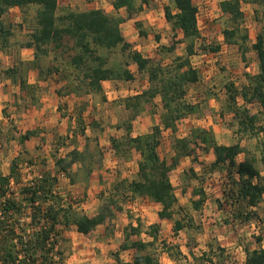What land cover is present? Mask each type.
I'll return each mask as SVG.
<instances>
[{
  "label": "rangeland",
  "instance_id": "rangeland-1",
  "mask_svg": "<svg viewBox=\"0 0 264 264\" xmlns=\"http://www.w3.org/2000/svg\"><path fill=\"white\" fill-rule=\"evenodd\" d=\"M220 1L225 0H193L202 17L200 39L196 41V53L190 58L191 66L198 72L199 81L186 86L185 100L188 103L201 104V110L178 123L175 137L184 138L189 136L192 129L202 128L212 131L218 144L232 145L240 142L241 146L254 152L256 151L255 141L249 139L246 134L237 132L232 114L226 107L225 89L228 84H234V87L240 90L246 82L245 74L257 72V57L251 46L264 26V3L242 4L241 10L244 15L242 30H245L249 36V51L246 54L247 61L244 63L238 48L228 46L224 42L223 30L231 25L227 18L219 17L217 4ZM168 5L167 0L166 2H160V0L158 3L151 2L153 25L136 28L134 23H129L121 27L126 42L131 45L132 52H139L145 58L161 61L165 66L170 65L173 58L186 57V43L181 34L176 35V41L180 43L176 46L174 53L160 54L158 51L160 46H168L175 34L172 25L159 15L160 9L163 8L164 11V7ZM77 9L78 7L73 8L74 11ZM147 9V11L150 10L149 7ZM15 11L12 15L13 23L7 17H3L4 24L11 27L13 35L10 38L9 47L0 49V58L3 60L1 62L0 59V84L3 85L0 86V95H8L6 101L0 102V174L8 176L11 162L17 160L16 176L10 186L16 199L21 198L19 191L22 187L30 185L40 176L44 174L57 176L59 180L56 192L62 198V205L71 206L77 212L91 217L97 213L102 204L101 196L107 199L116 182L131 181L136 178L137 158L140 156L135 152L129 160L118 159L117 179L113 177L112 171H106L104 180L99 177L100 169L108 168L112 163L108 155L110 139L113 138L112 136L119 140L124 139L130 123L134 121L132 136L150 133L158 124L161 130L158 154L161 159L171 163L176 152L174 136L172 137L169 131L163 130L160 125V116L163 113L160 98H155L149 104H143V111L138 118H135L136 120H132V112L124 108L123 100L146 90L148 78L145 73L138 72L136 65L127 58L128 53H123L120 48L111 51L97 49V55L106 59L108 67H117L127 62L134 77L133 81L107 83L103 86L101 94L83 93L84 89H80L75 80L79 72L73 71L69 65L72 56L78 53L74 47V41L65 39L63 51H50L48 56H41L38 60L34 59L33 50L27 51L22 46L30 41V34L37 28V7L30 6ZM64 13V11H59L58 15ZM139 31H144L146 35L140 36ZM156 35L160 36V43L155 41ZM66 47H68L67 50ZM215 47H219V51L213 53L211 49ZM59 53L63 54V57H58L56 61L54 58ZM6 57L12 65L14 64L13 69L16 70V75L13 78L15 80L11 77L12 73H7L11 64H6ZM30 57L33 58L31 62L28 60ZM21 58L25 61L22 62ZM55 68H58L59 73L55 70L51 74L48 73V69ZM29 70L31 72H28ZM33 70L35 71L32 72ZM21 75L25 77L30 88L25 90L20 88L18 82ZM8 86L9 88L6 89ZM66 96L69 97L65 99ZM237 100L241 106L243 102L239 98ZM68 104H71L70 107ZM73 106L77 107L74 111ZM30 109H34L39 114H34V119H31V124L29 123L31 129L22 131L23 133L20 134L17 129L20 126L19 122L30 119L27 117ZM250 109L253 113L260 111L258 106L250 107ZM221 112L223 116L220 115ZM27 132H34L32 137H37L38 140L31 139L26 145H20L18 138ZM85 148L88 150L86 157L90 160L86 163H93L90 175L94 173L96 185L102 182L99 183L101 188L99 186L95 191L100 190V192L94 195L90 192L86 193L89 188L87 181L84 180L87 174L84 169H79V165L72 171V175L75 176L76 172L78 174L75 177L78 188L74 190L70 187L71 183L66 175L64 176L63 173L57 175L58 170L54 165L55 157H63L73 149L83 152ZM114 157H116L115 154ZM195 159L181 158L170 177L179 199L177 206H180L179 208L183 206L185 210L181 216H177L187 226L181 231L180 237L175 238L173 225L170 222L158 218L160 205L138 201V206L133 204V200L128 197H119L118 202L123 208L122 213L130 214L131 211L133 221L138 217L142 221L143 231L152 225H158L160 228L158 242L155 246L139 255L151 254L158 260V264H188L193 262V257L187 255L189 248L193 250L194 258H199L201 252L206 250L208 242L214 248H224V255L227 258L225 264H244V247L250 250L264 248V195L258 207L254 209L258 213L259 220L252 221L248 225H241L234 219V213L240 207L235 204L231 205L226 198L229 190L233 188L230 187L227 167L221 165L213 169L211 165L214 162V155L211 152L206 154L197 150ZM243 159L244 155H241L237 161ZM190 168H193L197 174V178L192 179L191 185L201 186L206 195V203L200 213L193 212L191 208L193 197L190 190L187 194H182L180 191L182 172ZM259 168L262 171L261 183L264 186L263 168L261 165ZM234 177L237 178V175L234 174ZM78 190L80 193L76 194ZM86 194H89V197ZM115 212L119 213V217L120 212L114 210ZM114 220L115 218L111 219L106 225L98 227L87 236L79 234L73 226L59 227L56 250L62 254L60 259H57L58 264H113L110 263L108 257H105L108 250L112 252L107 246L111 243L114 245L117 240L116 243L122 241L126 233L125 231L119 232L120 236L116 234L115 226H120L123 222L121 223L119 218L115 220L116 222ZM141 238L145 241L151 240L145 235ZM255 238H260L261 242H257ZM137 239L131 236L128 243L131 244ZM162 241L171 247H180L181 244V249L186 254L185 257L188 256L190 259L185 260L179 248L183 256L177 257L176 263L172 262L170 257L164 256L162 252ZM186 242L189 248L185 247ZM102 248L107 251L102 253ZM133 254L132 251L127 253L125 259L131 261ZM211 256L206 260H210ZM205 264L210 263L206 261Z\"/></svg>",
  "mask_w": 264,
  "mask_h": 264
},
{
  "label": "trees",
  "instance_id": "trees-1",
  "mask_svg": "<svg viewBox=\"0 0 264 264\" xmlns=\"http://www.w3.org/2000/svg\"><path fill=\"white\" fill-rule=\"evenodd\" d=\"M169 5L164 7V17L172 25L175 32L168 46H160V54L175 52L176 35L181 34L186 43V57H176L170 65H163L161 61L143 57L139 52H132L131 45L126 42L121 31L124 19L120 16H109L104 10H90L86 12H73L67 8H59L58 0H0V48L9 47L13 33L10 26L3 22L4 15L11 8L23 10L30 6L37 7V28L30 34V41L22 47L34 50V59L48 56L50 51H63L64 40L74 41V47L78 53L72 56L69 65L73 71H78L76 82L85 94H101L102 83L107 81L130 82L134 77L128 68V63L117 67H108L106 59L97 55V49L108 51L120 48L123 53H128L127 58L136 65L139 73H145L148 78V88L135 96L123 100L124 108L132 112V120L143 111V104H149L159 97L163 113L160 116V125L163 130L169 131L174 136V149L176 150L171 163L160 158L161 130L155 126L150 133L132 137L131 123L127 126L124 139H110L109 148L117 159L131 158L132 153H138L136 178L128 181L116 182L107 199L100 198L101 206L95 215L89 217L81 214L71 206L62 205V198L56 192L58 177L44 174L34 180L30 185L20 189V199H16L10 186L16 176L17 160L10 164L8 176L0 174V264H58L60 255L56 250L58 244L59 227H75L76 231L84 236L89 235L98 226L104 225L114 218V210L122 211L119 205V197H128L130 200L142 199L159 204L158 212L160 220L173 221V232L187 226L182 219L174 220V215H179L181 210L176 209L177 199L171 184V173L176 170L183 157L195 159L197 150L203 153H212L214 162L211 167L226 166L229 171L230 187H233L226 198L231 205L240 208L234 213V219L244 224L259 220L256 209L264 195L263 179L259 168L264 172V26L256 36V41L251 49L256 53L258 67L255 74H245L246 82L237 90L234 84H228L226 93V107L232 114L233 123L237 132L246 134L249 139L255 141L256 151L241 146L240 142L232 145L218 144L214 134L210 130L194 128L189 136L176 138L178 123L188 117L197 114L201 110V104L186 102L187 85L196 84L199 81L198 72L191 66L190 58L196 53V41L200 39V28L197 24L196 14L198 8L193 0H167ZM149 0H114L115 11L125 9L128 19H134L135 13L142 9V5H148ZM241 3L260 4L264 0H225L217 4L219 17L227 18L230 27L223 30L224 42L228 46H236L241 54V59L246 63V54L249 51V36L242 30L244 15ZM59 11L64 14L58 15ZM136 28H141L140 23H135ZM140 36H145L144 31H139ZM160 41L158 35L155 36ZM68 47H66V50ZM216 53L219 47L212 48ZM60 54V53H59ZM55 56L63 57L61 54ZM59 73L58 68L48 69V73ZM7 73L16 70L10 68ZM14 79V78H13ZM15 80V79H14ZM19 86L25 90L30 88L25 77L21 75ZM243 102L240 106L237 99ZM258 106L260 111L253 113L250 107ZM223 116V113H220ZM85 133V131H83ZM34 132H27L18 138L20 145L33 136ZM88 150L83 152L73 149L64 157L56 158L54 165L59 173H63L71 184L77 183L73 169L79 165V169L86 172L85 181H88L93 163L87 159ZM240 155H244L241 162L237 161ZM101 157V156H100ZM237 178L234 177V174ZM197 178L193 168L183 172L180 177L181 192L186 194L190 190L193 197L191 206L194 211H200L206 203V195L201 186H192V179ZM127 199V198H126ZM28 209V211L26 210ZM114 209V210H113ZM129 218L132 216L128 215ZM183 218V217H182ZM188 219V216H187ZM136 226H131L124 235L125 243L121 245V251L133 249L135 257L132 264H158V260L151 254L139 255L148 248L154 247L158 242L159 226L152 225L145 232L152 238L151 242L127 241L131 236H139L143 230L140 219H135ZM193 222L191 221V225ZM190 226V225H189ZM128 232V233H127ZM261 242L260 238H255ZM19 246V248H18ZM162 252L170 259L176 261L182 253L179 247L168 246L161 242ZM246 254L244 264H264V248L250 250L244 248ZM224 248L210 245L207 252H203L199 258H194L192 264H225L227 261ZM210 257V260L208 257ZM183 256V255H182ZM116 264H125L114 255ZM206 260V261H205Z\"/></svg>",
  "mask_w": 264,
  "mask_h": 264
},
{
  "label": "crops",
  "instance_id": "crops-1",
  "mask_svg": "<svg viewBox=\"0 0 264 264\" xmlns=\"http://www.w3.org/2000/svg\"><path fill=\"white\" fill-rule=\"evenodd\" d=\"M113 2H114V0H89V1H86V0H58V5H59V8H61V7H65V8H67L68 10H70V11H73V12H86V11H90V10H99V9H101V10H104L105 11V13L106 14H108L109 16H117V15H119L121 18H123L124 19V23L123 24H121V27L123 26V27H125V26H127L129 23H134V25H135V23L136 22H138V23H140V25L141 26H147V25H153L154 23H152V12L153 11H151L152 9H151V2H153V3H158V0H151L150 2H148V5H142V9H141V11L140 12H138V13H135V16H134V19H128V12L125 10V9H120V10H118V11H115L114 10V8H113ZM160 2H166V0H160ZM221 2V1H220ZM242 4H244V3H241V8H242ZM75 5H77V6H75ZM149 7V11H147L148 9V7ZM74 7H78V9L76 10V11H74L73 10V8ZM18 8H11V9H9V11L4 15L5 17H7L8 19H10V22L11 23H13V14L16 12L15 10H17ZM159 15L161 16V17H164V11H163V8L162 9H160V11H159ZM165 18V17H164ZM202 19V18H201ZM200 19V20H201ZM15 21H16V19H15ZM122 29V28H121ZM130 33V32H129ZM148 36V35H147ZM160 37V36H159ZM156 41V40H155ZM157 42V41H156ZM161 42V38H160V41L159 42H157V43H160ZM1 49V48H0ZM31 50H33V49H27V51H31ZM1 51V50H0ZM34 51V50H33ZM32 51V53H33V55H34V52ZM34 57V56H33ZM1 59V58H0ZM7 60V61H6ZM29 60V62H31L32 60H33V58H29L28 59ZM5 61H6V64L7 65H10L11 63L8 61V57H6V59H5ZM21 61L22 62H24L25 60H23L22 58H21ZM1 62H3V60L1 59ZM13 66H14V64L12 65L11 64V66H10V68H13ZM9 69V68H8ZM35 70H33L32 72H34ZM28 72H31L30 70L28 71ZM36 76V75H35ZM111 81H107V82H103L102 83V89H103V86L105 85V84H107V83H110ZM0 86L2 87L3 85L2 84H0ZM9 88V86L6 88V89H8ZM2 90H3V88H2ZM132 92V91H131ZM137 94H140V93H137ZM137 94H134V96L135 95H137ZM50 96H51V93L49 94ZM69 96H66V97H64L65 99H67ZM132 97V96H131ZM8 99V95L7 94H3V95H0V102H2V101H6ZM1 104V103H0ZM70 105L71 104H68V107H70ZM75 109H77V107L76 106H73V108H72V110L74 111ZM38 112L37 111H34V109H30L29 111H28V115H27V117H29L30 119L29 120H27V121H25L24 119V121H22V122H19V127L17 128L19 131H20V134L21 133H23L22 131H25V130H27V129H31V128H29L30 126H29V123L31 124V119L33 120L34 119V114H37ZM39 114V113H38ZM42 115V114H41ZM138 118V117H137ZM136 120V119H135ZM134 121L131 123V126H132V129L134 128L133 126H134ZM156 126H158V124L156 125ZM29 130H27V131H29ZM24 134H26V133H24ZM131 136H132V133H131ZM140 136V135H139ZM113 138H117V137H114V136H112ZM132 137H136V135L135 136H132ZM38 140V138L37 137H31L29 140H27V141H25V145L30 141V140ZM109 145V144H108ZM105 155V154H104ZM108 155L111 157V160H112V163H111V166H109L108 168H101L100 169V171H99V174H100V178L102 177V180H104V175L106 174V171H112L113 172V177L115 178V179H117V177H116V169H117V166H118V159L116 158V157H114V153H113V151L110 149V148H108ZM65 156V155H64ZM63 156V157H64ZM241 156V155H240ZM138 160H139V158H137ZM237 160H238V158H237ZM242 161V160H241ZM241 161H238V162H241ZM130 164V163H129ZM111 167V168H110ZM114 170H115V172H114ZM175 171V170H174ZM173 171V172H174ZM172 172V173H173ZM109 173V172H108ZM171 173V174H172ZM183 173V172H182ZM171 177V176H170ZM94 179H95V177H94V173H92L90 176H89V178H88V181L86 182L87 184H88V186H89V188L87 189V191H86V193H88V192H90V193H92V195H94L95 193H99L100 192V190L98 191V192H95L96 191V189L97 188H99V183L101 184L102 182H99L97 185H96V182H94ZM171 184H172V182H171ZM172 186H173V188H174V194H175V197H176V199H177V204L176 205H178V202H179V199H178V197H177V195H176V189H175V186L172 184ZM71 188H72V190H74V189H76V188H78V184L77 183H75V184H71V186H70ZM100 188H101V186H100ZM102 188H103V186H102ZM180 191H181V189H180ZM80 192H79V190H78V192H76V194H79ZM186 194H187V192H186ZM87 195V197H89L88 195L89 194H86ZM138 201H142L143 203H145L146 204V202L147 203H150L149 201H145V200H142V199H135V200H133V204L135 203L136 205H138L139 206V204H137V202ZM151 204H155V205H157V206H159V204H156V203H153V202H151ZM160 207V206H159ZM180 206H177L176 207V209H179V210H181V213L179 214V215H174V220H180L181 218L179 217V218H177V216H181L182 215V212H184L185 210L183 209V206L181 207V208H179ZM191 208H192V206H191ZM203 208V207H202ZM193 210V209H192ZM160 211V210H159ZM202 211V209L200 210V211H194L193 210V212H195V213H200ZM130 214H131V211L129 212ZM118 214L119 213H117V212H115L114 213V218H115V220L117 219V218H119V220L121 221V223L123 222V224H120V226H115L116 227V229H117V231H116V234H118L119 236H120V233L119 232H123V231H125L126 232V230H127V228L129 227V225H131V226H136V222H135V220L133 221V218H129V216L128 215H130V214H128L127 212L125 213V214H123L122 213V211H120V215H119V217H118ZM158 215V214H157ZM88 216V215H87ZM131 216V215H130ZM90 217V216H89ZM183 217V216H182ZM138 218V217H137ZM114 220V221H115ZM114 221H112L113 223H114ZM141 221V220H140ZM162 221H166V222H170L172 225H173V221H169V220H162ZM116 222V221H115ZM142 222V221H141ZM107 223H105V225H106ZM116 225H118V223L116 224ZM142 225V224H141ZM248 225V224H247ZM100 226H102V225H100ZM100 226H98V227H100ZM97 227V228H98ZM96 228V229H97ZM95 229V230H96ZM94 230V231H95ZM142 230H143V226H142ZM183 230H185V229H183ZM183 230H181V231H183ZM146 230H144L139 236H134V237H137L138 239L137 240H135V242H137V241H141V242H143V243H148V242H151L152 241V238L145 232ZM181 231H179L178 232V234H175L176 235V237L175 238H178V237H180V233H181ZM122 234V233H121ZM142 235H145V236H147L148 238H150L151 240L150 241H145V240H143L142 238H141V236ZM122 239V238H121ZM118 241V240H117ZM116 241V242H117ZM160 241V240H159ZM111 242V241H110ZM115 242V246L114 245H112V243L110 244V245H108L107 247H109V248H111V250H112V252H109V250H108V254H107V256H105V257H108L109 258V260H110V263H113V264H116L115 263V261H114V255H116L117 254V256L119 257V259L121 260V261H123L125 264H132V261H133V258L135 257L134 255H135V251L133 250V249H129V250H125V251H121V249H120V247H121V245H123L124 243H125V241H124V238L122 239V241L120 240L119 241V243H116ZM128 242V241H127ZM210 243H206V250H204L203 252H207L208 251V249H209V247H210ZM188 247L189 245H188V243L186 242V244H185V247ZM194 246V245H193ZM193 246H192V249H193ZM186 247V248H187ZM180 249H181V244H180V247H179ZM189 248V247H188ZM223 248V247H222ZM245 248V247H244ZM107 250L106 249H104V248H102V253H104V252H106ZM132 251V253H134L133 254V257H132V260L131 261H128L127 259H125L126 258V256H127V253H130ZM181 251H182V249H181ZM193 250H191V247L189 248V250H188V253H187V255H189V256H191V257H193L192 259H193V262H194V257H195V254H194V252H192ZM183 252V251H182ZM203 252H201V254H200V256L202 255V253ZM164 254V256H167L168 258H169V256L167 255V254H165V253H163ZM244 254H245V252H244ZM183 255H184V258H185V260H189L190 258H188V256L187 257H185V252H183ZM103 257H104V255H103ZM112 257V258H111ZM245 257H246V254H245V256H244V263H245ZM170 259V258H169ZM172 260V259H171ZM172 262H174V263H176V261H174V260H172ZM193 262H191V263H188V264H192ZM211 264V263H210Z\"/></svg>",
  "mask_w": 264,
  "mask_h": 264
},
{
  "label": "built area",
  "instance_id": "built-area-1",
  "mask_svg": "<svg viewBox=\"0 0 264 264\" xmlns=\"http://www.w3.org/2000/svg\"><path fill=\"white\" fill-rule=\"evenodd\" d=\"M202 17H201V14H200V12H199V10H198V12H197V14H196V19H197V24H198V27L200 28V19H201ZM207 21H209L208 19H206Z\"/></svg>",
  "mask_w": 264,
  "mask_h": 264
}]
</instances>
